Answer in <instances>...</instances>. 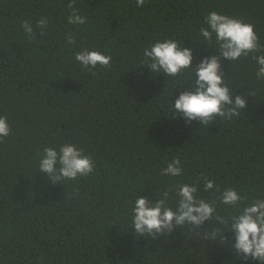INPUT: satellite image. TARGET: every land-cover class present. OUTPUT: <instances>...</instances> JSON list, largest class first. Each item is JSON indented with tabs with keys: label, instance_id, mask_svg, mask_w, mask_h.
Returning <instances> with one entry per match:
<instances>
[{
	"label": "trees",
	"instance_id": "obj_1",
	"mask_svg": "<svg viewBox=\"0 0 264 264\" xmlns=\"http://www.w3.org/2000/svg\"><path fill=\"white\" fill-rule=\"evenodd\" d=\"M69 2L0 0V116L11 129L0 139V264H245L228 245L203 238L211 221L144 238L126 231L125 220L137 195L157 196L173 183L160 175L173 158L184 167L177 179L197 183L206 200L219 191H204L205 178L249 201L264 198V81L253 54L222 61L227 82L249 95L241 115L207 126L167 118L172 78L140 66L143 49L165 37L194 48V63L216 54L192 41L210 11L253 24L264 45V0H146L142 8L74 0L88 16L80 26L67 23ZM85 48L111 55L110 65L81 67L74 56ZM63 143L91 155L93 173L54 183L37 172L43 148ZM217 212L226 218L231 209L218 204Z\"/></svg>",
	"mask_w": 264,
	"mask_h": 264
},
{
	"label": "clouds",
	"instance_id": "obj_2",
	"mask_svg": "<svg viewBox=\"0 0 264 264\" xmlns=\"http://www.w3.org/2000/svg\"><path fill=\"white\" fill-rule=\"evenodd\" d=\"M145 3L146 0H135L137 8L144 7ZM66 7L68 24L80 26L88 22V16L74 6V0H70ZM47 24L48 18L41 17L36 27L43 29ZM21 27L28 38L33 36L34 29L29 21L22 22ZM254 28L253 24L240 18L210 11L203 17L198 39L190 40L214 49L216 54L202 55L194 63L195 49L184 47L182 41L171 37L158 39L143 49L140 66L145 67L152 77L163 76L164 81L165 77L172 78L174 87L167 96V118L207 126L217 118L232 120L241 115L249 95H238L227 82L222 61H238L242 56L253 54L257 66L255 76L258 81H264V45L260 44ZM67 43H74L71 34L67 35ZM74 59L85 69L107 68L112 61L111 55L87 48L76 52ZM184 73H187L186 82L176 81L175 78ZM174 92L173 101L169 98ZM10 132L7 118L0 116V139L8 137ZM94 168L92 156L84 154L72 143L44 147L37 161V172L45 174L54 183L86 177ZM183 174L184 167L179 158L168 162L160 170V175L173 183L166 184L157 196L151 193L142 195L141 192L131 201L125 220L130 226L126 231L132 230L134 237L157 238L171 234L174 229L188 228L191 231L205 221H211L214 226L205 232V240H219L228 245L245 264L249 260L264 264V198L249 201L235 188L219 190L214 180L205 178L204 191H219L216 200L209 201L199 195L197 183L177 179ZM218 204L230 208V215L226 218L220 216ZM225 233L229 234L226 238Z\"/></svg>",
	"mask_w": 264,
	"mask_h": 264
}]
</instances>
